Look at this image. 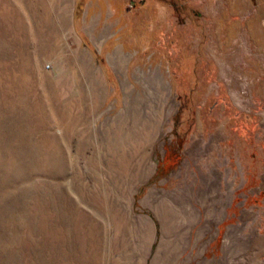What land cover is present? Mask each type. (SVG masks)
Here are the masks:
<instances>
[{"label": "rangeland", "instance_id": "374dc122", "mask_svg": "<svg viewBox=\"0 0 264 264\" xmlns=\"http://www.w3.org/2000/svg\"><path fill=\"white\" fill-rule=\"evenodd\" d=\"M152 212L264 264V0H0V264H131Z\"/></svg>", "mask_w": 264, "mask_h": 264}, {"label": "crops", "instance_id": "0c3cea01", "mask_svg": "<svg viewBox=\"0 0 264 264\" xmlns=\"http://www.w3.org/2000/svg\"><path fill=\"white\" fill-rule=\"evenodd\" d=\"M134 226L142 242L139 248L134 246L131 256L136 259L131 264H197L193 227L184 217L152 212L141 214L140 223ZM201 256L198 264H211L204 251Z\"/></svg>", "mask_w": 264, "mask_h": 264}, {"label": "bare ground", "instance_id": "6f19581e", "mask_svg": "<svg viewBox=\"0 0 264 264\" xmlns=\"http://www.w3.org/2000/svg\"><path fill=\"white\" fill-rule=\"evenodd\" d=\"M114 61H121V59L119 58L118 60H114ZM137 116V115H136ZM133 118V117H132ZM121 119H122V117H121ZM138 119H139V117H138ZM133 120V119H132ZM143 120V119H142ZM123 121V120H122ZM136 121H137V118H136ZM135 122V121H134ZM143 122V121H142ZM145 122V121H144ZM149 122H148V120L146 121V124H147V126L149 125L148 124ZM132 125H133V123H132ZM137 125V124H136ZM152 124H150L149 126H151ZM134 126H135V124H134ZM141 126H143V125H141ZM133 127V126H132ZM136 127V126H135ZM138 127H136V128H134V129H137ZM141 128V127H140ZM150 128V127H149ZM154 128V127H153ZM152 128V129H153ZM151 129V128H150ZM142 130V129H141ZM146 131V130H145ZM144 131V132H145ZM148 131V130H147ZM150 131V130H149ZM142 132H143V130H142ZM149 132H146L145 134H148ZM145 134H144V137H145ZM146 138V137H145ZM147 139V138H146ZM149 139V138H148Z\"/></svg>", "mask_w": 264, "mask_h": 264}]
</instances>
